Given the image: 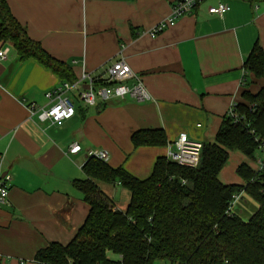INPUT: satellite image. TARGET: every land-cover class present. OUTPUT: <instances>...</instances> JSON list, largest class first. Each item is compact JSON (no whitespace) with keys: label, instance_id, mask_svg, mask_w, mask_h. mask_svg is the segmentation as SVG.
<instances>
[{"label":"crops","instance_id":"1","mask_svg":"<svg viewBox=\"0 0 264 264\" xmlns=\"http://www.w3.org/2000/svg\"><path fill=\"white\" fill-rule=\"evenodd\" d=\"M7 1L28 35L71 65L76 77L84 66L103 78L123 59L152 99L110 98L94 106L76 100L75 114L61 126L41 121L29 105L47 107L45 93L63 80L35 59L20 60L12 43L0 41V49L9 48L0 61V155L9 177L8 202L0 206V264H40L34 259L39 249L74 238L90 209L75 181L86 177L82 167L93 150H106L111 167L147 178L180 133L213 142L243 91L264 87V77L244 69L256 43L264 50V0H202L155 37L148 30L176 0ZM219 2L229 10L210 14ZM142 129H163L166 144L136 147L132 135ZM75 143L81 149L73 153ZM96 182L118 209L127 208V189ZM249 199L232 208L244 220L259 209Z\"/></svg>","mask_w":264,"mask_h":264},{"label":"trees","instance_id":"2","mask_svg":"<svg viewBox=\"0 0 264 264\" xmlns=\"http://www.w3.org/2000/svg\"><path fill=\"white\" fill-rule=\"evenodd\" d=\"M0 41L12 43L20 60L35 59L63 81L73 82L77 78L71 65L51 56L28 35L7 0H0ZM244 69L257 78L264 77V50L259 43L253 46ZM236 112L239 122L224 116L214 141L203 142L197 167L181 166L160 156L151 175L142 179L122 166L113 168L90 156L82 167L86 177L75 181L90 205L84 224L68 244L51 242L39 249L35 261L264 264V167L257 170L242 162L236 169L243 180L241 184L220 179L231 151H239L255 161L260 145L264 144V87L256 93L244 90L242 100L236 103ZM132 142L136 147L164 145L166 135L163 129H142L133 133ZM96 180L119 183L127 189V208L118 209ZM241 191L259 205L249 220L231 210L233 196Z\"/></svg>","mask_w":264,"mask_h":264},{"label":"built area","instance_id":"3","mask_svg":"<svg viewBox=\"0 0 264 264\" xmlns=\"http://www.w3.org/2000/svg\"><path fill=\"white\" fill-rule=\"evenodd\" d=\"M201 0H176L172 4L170 14L159 21L155 26L148 30L151 37H155L165 29L173 26L183 16L191 14ZM229 10V5L225 2H219L217 5L209 7L210 14L222 16ZM8 47L0 49V61L7 57ZM76 63V61H74ZM136 78L133 84L129 80ZM73 94V95H71ZM48 100V106H38L35 103L29 105L31 115L37 114L41 121H50L61 126L65 120L71 118L76 111V100L88 106L97 105L99 102L107 101L110 98L129 97L138 102L151 100L152 96L145 86L142 78L132 71L129 64L123 59L117 60L107 68L105 77H97L87 72L83 66L82 73L77 76L73 82L62 81L57 87L45 93ZM227 115L231 116L234 122H239V116L236 112V104H232ZM166 152V157L181 166L197 167L200 163L203 142L191 138L186 132L178 135ZM81 146L73 144L70 151L78 152ZM260 152H264V144L259 147ZM90 156H95L105 162L109 159L106 150H93ZM4 156L0 155V206L8 202L9 197V177L3 173ZM260 170L264 167V157L257 156L255 160ZM244 191L236 193L232 198V205L241 198Z\"/></svg>","mask_w":264,"mask_h":264},{"label":"rangeland","instance_id":"4","mask_svg":"<svg viewBox=\"0 0 264 264\" xmlns=\"http://www.w3.org/2000/svg\"><path fill=\"white\" fill-rule=\"evenodd\" d=\"M73 95V94H71ZM261 152L258 151L257 155H259ZM262 156V155H261ZM264 157V156H263ZM242 162H248L250 164H252L253 166L257 167L256 162L251 161L248 158H245L244 155L242 153H240L239 151H231L230 152V158L226 164V166L224 167V169L222 170V172L220 173V179L222 181H228V183H237V184H241L243 182V180L241 179V177L237 174L236 169L237 167L242 163ZM249 195L246 192H243V194L241 195V198L234 202L232 205V208L234 209V207H236V203L239 202H244V200L249 199ZM251 198V197H250ZM124 199V197H121V200ZM253 200V199H252ZM256 202V201H254ZM257 203V202H256ZM239 215V214H238ZM248 219V218H247ZM112 257L114 256L113 254H110ZM152 264H163L161 261H155Z\"/></svg>","mask_w":264,"mask_h":264}]
</instances>
